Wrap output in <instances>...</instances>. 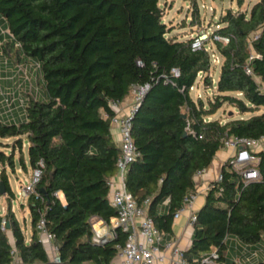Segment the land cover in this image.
I'll return each mask as SVG.
<instances>
[{
	"label": "trees",
	"instance_id": "obj_1",
	"mask_svg": "<svg viewBox=\"0 0 264 264\" xmlns=\"http://www.w3.org/2000/svg\"><path fill=\"white\" fill-rule=\"evenodd\" d=\"M0 15L8 36L1 42L5 64H40L38 93L26 92L22 102L25 119L0 118V146L8 147L3 139L12 138L13 150L23 151L27 142L23 168L42 170L27 197L29 241L11 208L15 193L6 169L1 170L0 183L10 199L4 216L15 241L1 229L0 214V264L15 262L13 248L20 263L50 261L37 228L41 217L62 262L110 264L114 259L127 234L118 229L116 237L98 244L92 219L110 223L118 213L110 202L109 180L118 173L122 145L114 139L117 112L110 102H122L135 86L149 88L132 118L140 155L129 165L126 186L139 204L151 198L149 214L167 236L174 232L177 210L196 191L195 175L212 164L224 138H264V0L248 11L222 13L199 49L194 37L170 34L174 28L164 20L160 0H0ZM215 34L229 41L214 40ZM208 41L214 47L208 48ZM215 52L221 61L214 85L209 72L218 64ZM200 75L207 88L215 87L207 101L191 93ZM225 103L250 115L210 118ZM253 152L261 177L245 184L229 160L223 164V178L212 181L197 211L187 258L197 259L213 247L224 250L226 235L251 245L264 238V147ZM6 162L15 166L14 152L1 149L0 163Z\"/></svg>",
	"mask_w": 264,
	"mask_h": 264
},
{
	"label": "built area",
	"instance_id": "obj_2",
	"mask_svg": "<svg viewBox=\"0 0 264 264\" xmlns=\"http://www.w3.org/2000/svg\"><path fill=\"white\" fill-rule=\"evenodd\" d=\"M209 36L210 34H201L198 37H194L193 46L197 49L203 47L205 45L204 41H207ZM213 39H219L224 43L229 41L227 36L218 34H215ZM212 59L215 63L221 61L219 54L216 52L212 54ZM32 64H34L35 69L40 67L38 63ZM28 70L29 66L27 65L19 64L17 66V71L23 76L24 81L27 82L30 80ZM246 72L248 74L252 73V68L250 66L247 67ZM148 88L149 85L137 86L133 104L129 107L127 113L122 114L118 111L119 100L116 99L110 102L112 108L117 112L112 118V125H117L118 129H120V143L122 145V153L118 158L119 170L117 173L120 182L115 185L112 178L109 180L111 186L109 194L110 202L118 213L111 219L110 223L103 219L104 223L102 227H98L96 223L92 222L94 230L93 240L98 244H104L117 236L118 229L127 234L126 242L117 245L118 251L110 264H259L260 262H264V260L258 262L255 260V258L259 259L260 251H264V238L260 243L251 245L242 242L238 237H234L231 240V245L229 243L231 236L229 235H226L223 240L226 243L224 250H220L219 247H213L197 259L192 260L187 258L185 254L186 249L181 247L176 240L172 238L167 239L166 232L156 225L154 218L149 214L148 205L151 198H147L142 204H139L134 195L127 189L125 181L126 172L129 165L140 155V150L135 144L132 135V118L143 94ZM261 88L264 90V85H261ZM0 93L3 95L2 99L7 110L12 112L13 105L17 99L14 92L4 90L2 82H0ZM104 114L106 117L109 116L107 112ZM263 140L264 138L248 139L238 136L226 137L223 140L224 148H231L235 151V154L229 157L228 160L232 168L237 169L243 175L245 184L261 177L258 168L254 166L259 161V158L253 151L257 150ZM40 164L43 165L42 162ZM41 173V168L34 169L33 175L29 180L30 182L20 191L22 196L28 197L29 194L35 192V184L40 178ZM217 176L216 180H221L223 178L222 172L220 171ZM195 198L196 193H190L186 200L189 207L193 206ZM182 209L177 210L176 217L182 213ZM196 219L197 212L193 210L190 215V223L194 224ZM8 224L9 222L6 216H4L1 222V229L7 230ZM37 228L49 240L54 239V234L47 229L44 217H41L38 221ZM53 247L56 249L53 260L45 264H66L61 260L59 247L56 243ZM233 249L235 250L234 255L230 257L229 254ZM12 254L15 258L13 264H26L18 261V252L15 248H13Z\"/></svg>",
	"mask_w": 264,
	"mask_h": 264
},
{
	"label": "rangeland",
	"instance_id": "obj_3",
	"mask_svg": "<svg viewBox=\"0 0 264 264\" xmlns=\"http://www.w3.org/2000/svg\"><path fill=\"white\" fill-rule=\"evenodd\" d=\"M257 0H245L242 5H239L237 0H160V5L165 10L164 20L167 24L172 28H174L170 34H177L180 37H198L201 34H211L215 29L216 22L219 20L222 13H225L228 9H241L244 11L251 10V6ZM208 47L214 45L211 41L207 42ZM32 68L35 70L34 64L29 66L28 74L30 80H28L29 84H31L32 79ZM220 70V62L216 65L215 68H212L209 72V76H212L214 80V85L216 84L218 73ZM33 81L37 83L34 79ZM33 83V82H32ZM39 86V84H38ZM214 88H207L204 83V77L200 75L198 85H195L191 89V93L194 98H198L202 96L205 101L209 98L213 97ZM26 99V98H25ZM23 105V104H22ZM250 113L241 114L238 109L235 107L225 103L222 105L217 113L210 116V118H220L222 120H226L231 116H249ZM4 142H7L9 145L0 146V150H4L6 154H10L12 151L14 152V165L12 166L6 162V166L0 163V176L2 168L6 169L9 182L11 183L12 189L15 193V198L11 201V208L15 210V214L18 215L19 218L22 217V214L26 212L24 209L25 204L21 203V201H25L28 198L22 196L20 191L23 190L24 186L29 183L34 169H32L31 165L29 168V173L25 171L22 165V158L27 159L28 162V143H24V150L21 151L18 147H11L14 144V139H3ZM264 147V140L259 145V148ZM0 214L3 216L7 213L9 209L10 199L8 194L5 191L0 194ZM64 197V196H63ZM65 198V197H64ZM234 239V236L230 237L229 243L232 245L231 240ZM263 244V243H262ZM264 245V244H263ZM235 250L229 254L230 257H233ZM258 262L260 260H264V251H260L259 259L255 258Z\"/></svg>",
	"mask_w": 264,
	"mask_h": 264
},
{
	"label": "crops",
	"instance_id": "obj_4",
	"mask_svg": "<svg viewBox=\"0 0 264 264\" xmlns=\"http://www.w3.org/2000/svg\"><path fill=\"white\" fill-rule=\"evenodd\" d=\"M7 33L5 32L4 24H3V17L0 15V75H1V82L3 84V87L5 90H10L14 92L16 102L14 103V107L12 112H9L7 108L4 106L2 102V96L0 94V118H2L4 121L7 122H18L21 120H24L25 115V109L23 107V101L25 99V93L31 92L34 90L35 93H38L37 89L38 86V73L36 70L32 68V79L31 84L29 82L24 81L23 76L17 71V68H15L16 65H13L12 63L5 64L4 56L2 54L1 49V42L3 39L7 38ZM36 80L38 84H36ZM260 80V79H258ZM137 89V86H135L130 94L125 100L120 102L119 109L120 113H127L129 107L133 104L134 97H135V91ZM113 129V135L114 139L117 144L120 143L121 139V132L120 129H118L117 125H112ZM257 149H260L259 147ZM235 154V151L231 148H222L218 151L215 160L212 162V164L202 170V172H199L195 175L196 181H197V188H196V198L193 201V206L189 207V205L186 203L183 207L182 213L175 217V220L173 222L174 232L170 236H167V239H173L180 244L181 247L184 249H187L191 244L192 240V234L194 231L193 224L190 223V215L191 212L198 211L204 204L206 199V192L208 190V186L212 183V181L217 179V175L222 169L223 164L228 160L229 157L233 156ZM30 166L28 165V169L25 170L27 173H29ZM33 169V168H32ZM113 183L115 185L119 184L120 179H118L117 175L112 177ZM59 196L65 200L63 197V193L59 192ZM21 203H24V209H26V212L22 214V217L20 219L22 227L24 232H26L27 240L29 241L31 239V235L33 233L32 226H31V215H30V208L28 204V199L21 201ZM167 204V201L164 202V205ZM14 210V209H13ZM161 210V209H160ZM15 212V210H14ZM92 222L96 223V226L102 227L104 220L101 219L99 216L93 217ZM7 232L10 237V241L14 243V235L11 229H7ZM41 240L44 244V247L47 248L50 261L53 260L54 254L56 253V249L53 247L55 244L54 239L49 240L45 236H43L40 233Z\"/></svg>",
	"mask_w": 264,
	"mask_h": 264
},
{
	"label": "water",
	"instance_id": "obj_5",
	"mask_svg": "<svg viewBox=\"0 0 264 264\" xmlns=\"http://www.w3.org/2000/svg\"><path fill=\"white\" fill-rule=\"evenodd\" d=\"M5 191V183L2 181L0 183V193L2 194ZM42 191H45V189H42Z\"/></svg>",
	"mask_w": 264,
	"mask_h": 264
}]
</instances>
